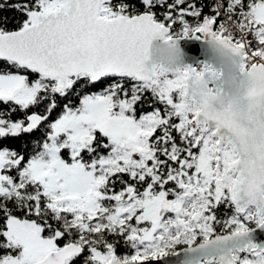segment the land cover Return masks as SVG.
<instances>
[{
    "label": "snow or ice",
    "instance_id": "6c2138e0",
    "mask_svg": "<svg viewBox=\"0 0 264 264\" xmlns=\"http://www.w3.org/2000/svg\"><path fill=\"white\" fill-rule=\"evenodd\" d=\"M167 257L264 264V0H0V264Z\"/></svg>",
    "mask_w": 264,
    "mask_h": 264
},
{
    "label": "water",
    "instance_id": "95a60500",
    "mask_svg": "<svg viewBox=\"0 0 264 264\" xmlns=\"http://www.w3.org/2000/svg\"><path fill=\"white\" fill-rule=\"evenodd\" d=\"M181 47L184 48V45L181 44ZM205 48L206 44L204 42L192 41L190 47L184 48V51L187 53L184 56V59L194 62L195 59L202 58ZM170 259H174V257H167L162 260L151 261L150 264H167V261Z\"/></svg>",
    "mask_w": 264,
    "mask_h": 264
},
{
    "label": "clouds",
    "instance_id": "9594fccd",
    "mask_svg": "<svg viewBox=\"0 0 264 264\" xmlns=\"http://www.w3.org/2000/svg\"><path fill=\"white\" fill-rule=\"evenodd\" d=\"M217 55H219V53H217Z\"/></svg>",
    "mask_w": 264,
    "mask_h": 264
}]
</instances>
